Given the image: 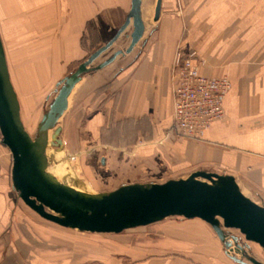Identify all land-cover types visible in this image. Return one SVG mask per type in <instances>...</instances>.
<instances>
[{"label": "crops", "instance_id": "crops-1", "mask_svg": "<svg viewBox=\"0 0 264 264\" xmlns=\"http://www.w3.org/2000/svg\"><path fill=\"white\" fill-rule=\"evenodd\" d=\"M162 2L157 19L159 0H143L146 31L127 56L135 52L131 62L118 65L114 74L103 69L84 78L73 92L66 118L78 97L90 117L85 129L95 141L104 142L100 136L113 112L115 120L135 126L147 121L154 141L169 134L176 51H196L195 63L205 75L232 78L224 101L227 114L205 130L201 140L174 135L163 145L172 147L177 161L193 165L191 171L236 175L242 191L264 205V0ZM132 6L133 0H0V32L4 46L7 38L19 35L23 43L24 34L41 33L39 44L47 47L41 51L44 62H76L89 55L87 26L99 31L103 44L109 43ZM133 22L118 40L129 36ZM129 41L128 46L131 37ZM6 51L9 59L7 46ZM2 155L0 264H129L128 258L140 260L138 264H239L224 252V241L210 222L201 218L166 217L146 230L137 226L122 233L80 231L47 220L21 198L12 179L11 153L3 148ZM87 237L102 241L92 245Z\"/></svg>", "mask_w": 264, "mask_h": 264}, {"label": "water", "instance_id": "water-1", "mask_svg": "<svg viewBox=\"0 0 264 264\" xmlns=\"http://www.w3.org/2000/svg\"><path fill=\"white\" fill-rule=\"evenodd\" d=\"M162 3L159 0L156 7L157 19L161 16ZM142 7L143 0H133L128 19L115 37L93 51L74 72L58 82L61 87L40 121L35 137L23 122L22 102L13 83L0 32V141L13 154L12 179L18 193L26 204L47 220L87 232L122 233L127 228L150 225L177 215L189 219L201 218L210 222L227 249L243 254V258L230 254L238 263L249 264L246 262L249 259L252 264H264L246 253L237 235L229 231L237 228L244 234L245 240L264 247V205L248 197L232 173L203 169L162 183L126 182L115 190L91 193L74 188L49 171L48 148L52 143L63 144L59 138L63 128L59 127V123L71 106L73 92L88 74L103 69L113 71L119 58L130 54L138 46L146 31ZM133 20L135 28L130 46L126 50H116L112 56L96 64ZM235 243L237 247H234Z\"/></svg>", "mask_w": 264, "mask_h": 264}, {"label": "rangeland", "instance_id": "rangeland-1", "mask_svg": "<svg viewBox=\"0 0 264 264\" xmlns=\"http://www.w3.org/2000/svg\"><path fill=\"white\" fill-rule=\"evenodd\" d=\"M87 27L89 30L87 36L84 37V42L85 48L88 49V52L90 53L94 47H97V45L102 42L99 39V31L94 30L91 24ZM132 31L133 30H129L127 33L129 36H126L127 38L124 41L118 40V38L116 40V44L110 50L103 52L96 64L103 62L104 59L112 56V54L118 49L122 48V50H126L129 47V37H131ZM28 33L29 34L27 35H23V38L21 39L23 43H21V41L19 43L21 37L19 35L7 38L5 42L7 48L9 49V68L11 73H13L14 84L20 92L19 99L22 102L21 113L24 120L23 122L30 130L31 135L35 137L38 135L40 121L44 119L46 111L54 99L53 97L56 96L61 87L58 82H60L66 75H70L74 72L79 64H82L89 58V55L84 60L70 63L65 60H62V62H54L50 60L48 63L44 62L43 59L46 58V56L43 55L41 51L46 50L47 47L40 46L43 42V40H41L43 39L40 35L41 33L35 34V31ZM31 33L33 34L32 36ZM28 36H30V38L32 37L30 41L27 39ZM88 40H91L93 44H89ZM26 42L29 45H26ZM176 52V58L175 61H173L172 66H174L177 75L178 70L176 61L178 60L180 53L185 55L194 54L193 59H195V61L198 55L196 51H190V49L185 50L183 47L178 48ZM134 53L135 52H133L132 55H134ZM128 55L130 54H126L123 57L121 56L114 70L110 71L109 74H114L118 69V65L127 66L131 62L130 59L132 58V55L127 57ZM51 57V55H48L47 58ZM91 74L92 72L87 76L89 77ZM226 76L228 75L226 74L224 76H220L219 78ZM176 80L177 79L175 78V83ZM85 88H87V85L86 87L83 85L81 89L85 90ZM96 96L98 97L97 94ZM75 100L74 105L71 107V117L69 116V119H67L65 114L64 119L60 122L63 130L62 133H60L59 138L63 140V144L57 145L53 143L59 153H54L53 151L49 152V171L52 173L54 172L60 180L70 183L78 190L82 189L86 192L95 193L105 192L112 189L115 190L126 182L135 183L138 181H154L162 183L167 180L169 181L171 179H175L176 177L187 176L192 169H195L193 165L187 166L186 164L177 161V153L171 150L172 147H166L163 145L166 139H169L174 135L184 139H193V137L185 138L173 132H169L170 135L164 132L161 134L160 138H157L154 141V138H151V135L149 134L150 129L147 126V121L140 124L141 126H135V124L132 125V123L128 120H115L113 112L112 117L108 119V122L101 133L102 135L100 136V139L104 142H98L94 140L92 135L90 136L91 132H89V130L87 132L85 129L88 125L87 123L90 117L88 113L84 115V111L81 108L83 98L81 102H79L78 97H75ZM171 124L172 121L169 123L168 130ZM64 126L66 130L64 129ZM85 137L89 138L90 141ZM202 138L203 136L201 139ZM1 144L3 145V143ZM166 144L170 145V143ZM4 147L2 146V148H0L1 152L3 148L7 152H10L8 147ZM49 150L54 149L50 147ZM79 150H82L84 154L76 152ZM71 155L76 156L79 159L74 161ZM11 156L13 162V154H11ZM65 169L69 171V174H67ZM171 218L186 219L181 215L173 216ZM146 226L148 227V225ZM146 226L140 225L137 229L146 230L148 229ZM130 230L132 231V229H129V231ZM229 231L232 234L237 235L239 238L238 240L245 247L246 253L248 252L257 260H262L264 262V247L262 245L252 242L251 240H245L244 234L237 228H232ZM133 232H137V230H134ZM111 237L112 236H110L107 240ZM87 239L88 241L90 240L89 242H91L92 245L102 241L100 237H97V239H89L87 237ZM223 244L225 249L224 252L226 254L229 256L230 254H235L240 258H243V254L238 253L235 249H227L224 242ZM234 247H237L236 243ZM117 257L120 259L123 258L121 256ZM185 257L188 258L189 256ZM131 259H126V262L128 261L129 264H138L140 261ZM232 260L233 262L237 261L235 259ZM247 261L249 264H252L251 260L246 259V262Z\"/></svg>", "mask_w": 264, "mask_h": 264}, {"label": "built area", "instance_id": "built-area-1", "mask_svg": "<svg viewBox=\"0 0 264 264\" xmlns=\"http://www.w3.org/2000/svg\"><path fill=\"white\" fill-rule=\"evenodd\" d=\"M193 57L194 54L180 53L176 61L178 73L174 88V111L168 132L198 140L215 121L224 119L227 114L224 101L233 82L228 76L219 78L204 75ZM1 153L0 151V172ZM71 156L74 161L79 159Z\"/></svg>", "mask_w": 264, "mask_h": 264}, {"label": "bare ground", "instance_id": "bare-ground-1", "mask_svg": "<svg viewBox=\"0 0 264 264\" xmlns=\"http://www.w3.org/2000/svg\"><path fill=\"white\" fill-rule=\"evenodd\" d=\"M60 127V126H59ZM1 144V143H0ZM2 145V144H1ZM4 146V145H3ZM53 148L54 150H49V148ZM50 147L48 148V153L50 152V151H53L54 153H59L57 150H56V146L55 145H53V143L50 145ZM0 148H2V146H0ZM49 165H50V163H49ZM66 170V172H67V174H69V171L67 170V169H65ZM92 193V192H91Z\"/></svg>", "mask_w": 264, "mask_h": 264}, {"label": "trees", "instance_id": "trees-1", "mask_svg": "<svg viewBox=\"0 0 264 264\" xmlns=\"http://www.w3.org/2000/svg\"><path fill=\"white\" fill-rule=\"evenodd\" d=\"M102 45H104V44H103V43H102V44L100 43V44L97 45V47H94L93 50H91V52L89 53V55H90L93 51H96V50L100 49V48L102 47ZM0 146H3V145L0 144ZM3 147H4V146H3ZM4 148H5V147H4Z\"/></svg>", "mask_w": 264, "mask_h": 264}]
</instances>
